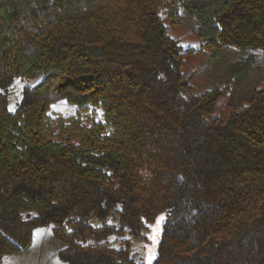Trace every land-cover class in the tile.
I'll return each instance as SVG.
<instances>
[{
    "label": "trees",
    "instance_id": "trees-1",
    "mask_svg": "<svg viewBox=\"0 0 264 264\" xmlns=\"http://www.w3.org/2000/svg\"><path fill=\"white\" fill-rule=\"evenodd\" d=\"M182 12L212 58L264 57V0H0V264L45 226L67 264H144L160 214L152 264H264V83L207 116L258 57L193 92L163 20Z\"/></svg>",
    "mask_w": 264,
    "mask_h": 264
},
{
    "label": "rangeland",
    "instance_id": "rangeland-1",
    "mask_svg": "<svg viewBox=\"0 0 264 264\" xmlns=\"http://www.w3.org/2000/svg\"><path fill=\"white\" fill-rule=\"evenodd\" d=\"M167 25V33L178 40L182 46L181 59L183 61L182 72L188 79L193 92L199 93L216 85L223 86L232 83L239 75L233 72L231 62L244 59L249 53H256L258 60L245 72H241L238 85L227 96L217 101L215 109L208 114V118H224L233 107H239L249 102L254 89L264 83V57L261 53L254 51H234L221 49L217 59L212 58L214 52L212 47L203 45L202 37L195 31L198 20L194 17L181 13L177 22L172 18L163 16ZM241 62V61H240ZM27 82L17 81L11 90V108L20 100L21 89ZM55 111H74L73 105L58 102L54 105ZM164 215L160 214L156 220L149 225L147 230L148 240L132 239L131 254L136 259H142L144 264H152L157 254L161 237ZM61 240L56 237L51 226L34 229L31 245L16 254H8L2 258L1 264H67L57 256L62 247Z\"/></svg>",
    "mask_w": 264,
    "mask_h": 264
}]
</instances>
